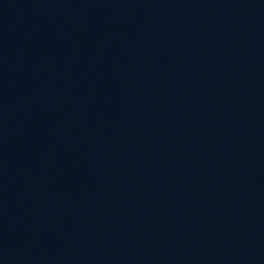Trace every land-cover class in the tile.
Segmentation results:
<instances>
[{
    "label": "water",
    "instance_id": "1",
    "mask_svg": "<svg viewBox=\"0 0 264 264\" xmlns=\"http://www.w3.org/2000/svg\"><path fill=\"white\" fill-rule=\"evenodd\" d=\"M264 43V0H204Z\"/></svg>",
    "mask_w": 264,
    "mask_h": 264
}]
</instances>
